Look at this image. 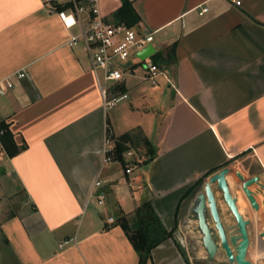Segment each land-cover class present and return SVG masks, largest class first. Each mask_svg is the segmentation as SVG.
Listing matches in <instances>:
<instances>
[{
	"label": "crops",
	"instance_id": "0c3cea01",
	"mask_svg": "<svg viewBox=\"0 0 264 264\" xmlns=\"http://www.w3.org/2000/svg\"><path fill=\"white\" fill-rule=\"evenodd\" d=\"M132 2L134 27L155 32L151 58L161 55L166 75L155 86L133 53L110 89L128 101L107 108L84 43L67 44L78 28L66 29L41 0H0V78L27 72L0 100V119L24 147L1 165L9 186L0 189V264H139L118 210L131 216L150 201L171 230L183 195L225 166L241 213L250 200L238 173L264 184V0ZM121 4L100 0L102 14L115 21ZM124 133L133 135L126 165L107 161ZM135 149L143 159L131 163ZM250 189L264 197L258 183ZM4 194L16 204L9 213ZM147 264L190 263L174 235Z\"/></svg>",
	"mask_w": 264,
	"mask_h": 264
},
{
	"label": "built area",
	"instance_id": "2783aa9c",
	"mask_svg": "<svg viewBox=\"0 0 264 264\" xmlns=\"http://www.w3.org/2000/svg\"><path fill=\"white\" fill-rule=\"evenodd\" d=\"M42 3L55 12L60 18L62 25L72 30L78 28V33H72L67 44L76 46L83 42L91 62V67L99 82V87L107 108L114 106L117 102L127 96L124 93H111V88H116V84L122 81L125 69L124 63L133 53L145 49L155 41V32L139 31L134 26H128L124 22L110 21L104 17L101 11L100 0H41ZM240 4V1H236ZM208 7H204L200 13H204ZM71 21V22H69ZM152 56V55H151ZM151 56L140 60L145 63L148 78L156 86L157 78L166 75L162 67L155 62ZM27 76L25 69H20L14 73L0 78V96L6 94L15 87V78ZM111 83V85H109ZM116 90V89H115ZM2 120L0 119V123ZM5 129L0 127V166L7 155V150L3 142ZM112 148L107 149L106 160L111 161ZM132 171L128 166L127 173ZM102 182L95 181V186L99 187L95 193L99 204H104L106 191L101 188ZM109 221H114L110 217ZM65 241V243H67Z\"/></svg>",
	"mask_w": 264,
	"mask_h": 264
},
{
	"label": "trees",
	"instance_id": "16d2710c",
	"mask_svg": "<svg viewBox=\"0 0 264 264\" xmlns=\"http://www.w3.org/2000/svg\"><path fill=\"white\" fill-rule=\"evenodd\" d=\"M113 17L115 21L124 22L128 26H135L139 22V15L133 6L132 0H122L121 6L115 10ZM154 59L155 61L160 60L161 55H155ZM0 127L5 129L3 142L8 155L14 156L18 154L24 147L17 145L9 125L6 122L2 121ZM113 139L115 144L113 152L110 153V155L123 165H126L125 153L129 149L128 143L133 142V135L132 133H124L118 137L113 136ZM144 140L147 145L151 144L148 139ZM150 154V158H152L154 156V151L152 150ZM150 158H148V160ZM203 180L204 178L200 179L196 184L190 187L185 195H183L182 201L190 196ZM116 223L124 229L127 237L133 244V247L139 255V264H147L152 257V250L167 238L174 236L178 225V219L176 226L171 230H167L152 203L150 201H145L137 207L131 216L123 210H118L116 212Z\"/></svg>",
	"mask_w": 264,
	"mask_h": 264
},
{
	"label": "water",
	"instance_id": "95a60500",
	"mask_svg": "<svg viewBox=\"0 0 264 264\" xmlns=\"http://www.w3.org/2000/svg\"><path fill=\"white\" fill-rule=\"evenodd\" d=\"M156 52V48L153 44L148 45L145 49L138 52V56L142 59L151 56ZM0 172H3V167L0 166ZM231 173V169L228 166L223 167L219 171L212 174L209 179L204 183L203 190H201L195 199L193 212L195 218L198 221V227L203 233V241L206 249L209 251L211 257L214 256L217 251V245L213 240L211 234V228L208 223V213H212L215 221L217 222V227L220 230L221 237L223 240V246L227 249L231 260H236L240 264H252V260L246 259L247 250L249 247V235L247 225L249 220L245 219L244 215L240 212L237 205V197L233 195L228 180L227 175ZM239 177L242 179V189L245 192L246 196L249 198L252 207L256 210L260 208V205L255 197V192L250 189L255 183H258L261 187H264V184L260 182L258 176H253L249 179H244L241 173H238ZM215 189L221 190L223 193V198L228 208L234 214L237 220V226L241 232L242 240L238 243V253L236 256H233L231 249L227 243L226 235L223 229V224L219 216L218 204L215 196ZM264 236V234H262ZM232 241L237 243V237L233 236Z\"/></svg>",
	"mask_w": 264,
	"mask_h": 264
},
{
	"label": "rangeland",
	"instance_id": "374dc122",
	"mask_svg": "<svg viewBox=\"0 0 264 264\" xmlns=\"http://www.w3.org/2000/svg\"><path fill=\"white\" fill-rule=\"evenodd\" d=\"M110 5V4H109ZM109 85H111V83H109ZM2 96H0V100H1ZM128 100L127 99H122L118 102L117 107L125 104ZM143 152H141L140 149H135V152L133 153V160H131V163H138V161L136 160L139 156H141V158L143 159ZM5 164L6 166H8V162H1V165ZM232 181H234V176L232 177ZM8 180L7 177H5V175L0 174V189L4 188L7 189V185H8ZM205 182V180H204ZM204 182L200 185H198L196 187V189L194 190V192L188 196L187 198L184 199L183 203L181 204V208H180V213H179V222L177 225V229L176 232L174 233V235L176 236L177 240L180 243L181 248L184 250V252L186 253V255L189 257L190 259V255L193 256H199V257H204L206 255V251L201 243V240L199 238V232L197 230V226H198V221L195 218V214L193 212V207H194V202L196 199L197 194L203 190L204 187ZM234 191L237 190V188L239 187V185L234 184ZM2 186V188H1ZM9 186V185H8ZM238 189H241L240 187ZM218 192V197H219V203H220V211L222 213L223 219L226 221H233L232 217H231V212L228 209L227 204L224 201L223 198V193L221 190H217ZM244 192V191H243ZM245 194V192H244ZM246 195V194H245ZM5 197V203L6 205H8V213L10 211L11 208L14 209V207H16V204H12V202L10 201L11 199L4 194ZM256 197V196H255ZM7 198V199H6ZM248 199V198H247ZM258 199V198H256ZM249 200V199H248ZM259 200H264V197H261L258 199ZM263 209L260 212H256L254 211V208L252 207L251 202H249V206L243 209V212L246 216L247 219H249L251 221V230L252 232H254V236H257V233H259V231H263L264 232V206H262ZM260 218V219H259ZM263 229V230H261ZM264 237V236H262ZM264 241V240H263ZM257 245L254 246V248H252L249 257L252 259H256V261H259V264H264V254L261 255V257H258V253H257ZM262 247L264 248V244L262 245ZM231 253L233 254L232 250ZM229 255V253H228ZM234 256V255H233ZM230 257V255H229ZM222 257L219 256V259H221ZM203 260V259H202Z\"/></svg>",
	"mask_w": 264,
	"mask_h": 264
},
{
	"label": "flooded vegetation",
	"instance_id": "af4514ba",
	"mask_svg": "<svg viewBox=\"0 0 264 264\" xmlns=\"http://www.w3.org/2000/svg\"><path fill=\"white\" fill-rule=\"evenodd\" d=\"M203 182H204V180H203ZM218 209H219V216H220L221 222L223 224V229H224V232L226 235L227 243H228L230 249L232 250L233 255L236 256L238 253V249H237L238 243L242 240L241 232L239 231V227L237 226V220L229 208L228 209L231 212L230 214H231L233 221L231 222V221L224 220L222 213L220 211V204H218ZM242 214L244 215L245 219H247L245 214L244 213H242ZM208 223H209L210 228H211V234H212L213 240L215 241V243L217 245V251L215 252L213 257L210 256L209 251L206 249V247L204 245L203 233L200 231L199 227L197 226V230L199 232V238H200L201 243H202V245L206 251V255L204 257H199L197 255L192 257L190 255V259H189V257L186 255V253L183 250L186 258L189 261V263L190 264H240V263H237L236 260H234V261L231 260V258L229 257L227 249L223 246V240L221 237V233H220L219 228L217 227V222L215 221L212 213H208ZM247 229H248V235H249L250 241H249V247L247 250L246 259L252 260V264H259V261L257 262L256 259L250 258L249 254H250L253 246H255V245H257L256 247H257L258 255L264 254V248L262 247V245L264 244V241H263L264 237H262V234H264V232L259 231V233H257V236H254L253 232L251 230V221L250 220H249V224L247 225ZM233 236L237 237V243H234L232 241ZM253 243H254V245H253ZM219 256L222 258L219 259Z\"/></svg>",
	"mask_w": 264,
	"mask_h": 264
},
{
	"label": "snow or ice",
	"instance_id": "6c2138e0",
	"mask_svg": "<svg viewBox=\"0 0 264 264\" xmlns=\"http://www.w3.org/2000/svg\"><path fill=\"white\" fill-rule=\"evenodd\" d=\"M69 22H71V21H69Z\"/></svg>",
	"mask_w": 264,
	"mask_h": 264
}]
</instances>
